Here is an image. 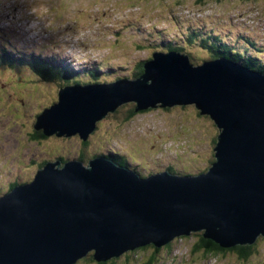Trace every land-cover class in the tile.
Wrapping results in <instances>:
<instances>
[{"label":"water","instance_id":"obj_1","mask_svg":"<svg viewBox=\"0 0 264 264\" xmlns=\"http://www.w3.org/2000/svg\"><path fill=\"white\" fill-rule=\"evenodd\" d=\"M143 66L133 80L60 87L35 129L86 141L123 103L194 104L220 129L215 161L197 174L147 177L103 155L47 161L0 196V264H75L91 251L105 262L192 231L224 248L264 235V73L225 57L193 65L177 51Z\"/></svg>","mask_w":264,"mask_h":264},{"label":"rangeland","instance_id":"obj_2","mask_svg":"<svg viewBox=\"0 0 264 264\" xmlns=\"http://www.w3.org/2000/svg\"><path fill=\"white\" fill-rule=\"evenodd\" d=\"M196 27L224 35L223 42L245 54L242 39H258L257 51L250 48L247 54L259 53L264 51V0H0V55L3 46L22 56L40 53L73 71L82 69L78 75L69 73L74 81L92 80L88 74L97 68L98 79L112 82L135 78L139 62L159 45L182 46L193 65L211 59L198 39L191 44L185 36ZM4 60L0 58V196L15 176L33 179L34 160L81 158L87 164L94 155L119 151L145 175L166 170L194 174L215 159L220 129L194 104L134 114L135 102L122 104L98 120L86 142L79 134L35 135L38 115L59 102L58 89L65 84L41 78L28 60L16 68ZM200 237L199 231L177 235L162 247L130 250L112 264H264V235L250 244L249 259L239 258L236 250L205 255L197 248ZM76 264L96 261L88 257Z\"/></svg>","mask_w":264,"mask_h":264},{"label":"trees","instance_id":"obj_3","mask_svg":"<svg viewBox=\"0 0 264 264\" xmlns=\"http://www.w3.org/2000/svg\"><path fill=\"white\" fill-rule=\"evenodd\" d=\"M199 30H200V32H203L201 29H199ZM197 36L200 37V39H199L200 42H198L199 46L207 48L208 50H210V52L213 54L212 57H217V56L221 55V56L227 57L233 61L240 62L243 65H245L251 69H254V70H257L259 72L264 73V54H263L264 51H259V53H256L253 56L252 55L251 56L246 55L245 53H242L239 49H236L235 47H232L225 42H221L223 36H221L217 33H213V31H210L206 35H203V34H198L194 29H192L191 32L188 35H186V38H187L188 42H191V44H194L198 41L196 39ZM251 41L247 40V42L249 44H252V43L255 44L254 40L251 39ZM159 47L165 48L164 45H159ZM170 48H175L177 50L185 51L182 46H172V47L169 46L168 49H170ZM30 56L31 57L22 56L21 54H18V53H12L3 46V51L1 52L0 58H5V60L1 61V63H4V65H7V66L12 67V68H16L18 64L22 65V63H26V60H28L30 67L41 78L46 79V80H56L61 84H63V82H64V84L65 83L69 84L70 81L74 82L73 79H71L72 76L69 73L72 72L73 75L74 74L78 75L79 72H81V70L73 71L72 69H70L66 65L56 64L59 62V60H56V59L54 60L56 63H54L49 58L46 60H44V59L41 60L39 54L38 55L33 54ZM258 56H261V57H258ZM150 58H151V56H150ZM147 60H149V59H146L145 61H147ZM143 64H144V61L139 62L138 65L140 68H139V71L136 72V76L139 74L141 75V73L144 71ZM90 74H92V71ZM67 84H65V85H67ZM132 110H134V108ZM131 114H134V111H132ZM131 114H129V118L133 116ZM37 132H39V131H37ZM111 152L112 153H106L105 155L109 158L114 159L119 164L129 165L128 159L125 158L124 155H121L120 153L114 152V151H111ZM199 233H200L201 237L199 238L197 248H206L205 249L206 253L210 252L212 254H215V253H219L220 251H228V250L234 249L237 251L239 258H242V259L248 258L249 259V257L251 256V253H252V249H254L252 247V245H234L228 249L222 248L215 241H213L211 239H207L204 236H202L201 232H199ZM151 245L152 244L146 245V246L141 247V248L149 247ZM135 250H137V249H135ZM88 257H90V258L92 257L94 259L93 251L89 252L85 257H82L81 259H79L78 262L82 261L83 259H87ZM114 261L115 260L112 259V261L110 260V261H106V262H99V263L97 262L96 264H112Z\"/></svg>","mask_w":264,"mask_h":264},{"label":"clouds","instance_id":"obj_4","mask_svg":"<svg viewBox=\"0 0 264 264\" xmlns=\"http://www.w3.org/2000/svg\"><path fill=\"white\" fill-rule=\"evenodd\" d=\"M190 105H191V104H190ZM155 108H157V107H155ZM149 109H154V108H149ZM202 115H205V114H202ZM206 115H207V114H206ZM96 127H97V126H96ZM95 129H96V128H95ZM35 130H36V129H35ZM37 131H39V132L42 133L41 130H36V132H37ZM94 131H95V130H94ZM94 131H93V132H94ZM42 134H43V133H42ZM35 135H39V134H35ZM43 135H44V134H43ZM39 136H41V135H39ZM44 136H45V135H44ZM44 136H43V137H44ZM89 136H90V135H89ZM216 143H217V141H216ZM216 143H215V145H216ZM96 156H99V155H94L93 157H91V159L94 158V157H96ZM214 157H215V151H214ZM62 159H63V158H62ZM74 159H77V158H74ZM78 159L81 160V158H78ZM215 159H216V158H215ZM215 159L212 160L211 165H212V163L215 161ZM67 160H70V159H67ZM67 160H64V159H63V161H67ZM82 161H83V160H82ZM211 165H210V166H211ZM210 166H209V167H210ZM209 167H208V168H209ZM208 168H207V169H208ZM207 169H206V170L203 169V170H201V172L207 171ZM168 171H169V170H168ZM169 172H170V171H169ZM155 173H157V172L149 173V175H151V174H155ZM198 173H199V172H198ZM175 174H193V173H185V172H181V173H179V172H175ZM194 174H197V173H194ZM145 177H147V176L145 175ZM193 232H198V231H192L191 233H193ZM199 232H201V234H202V236H203V231H199ZM191 233H190V234H191ZM180 236H183V235H180ZM184 236H187V235H184ZM260 236H261V235H260ZM260 236H259L258 238H260ZM167 244H170V243H167ZM217 244H218V243H217ZM148 245H150V244H148ZM152 245H153V244H152ZM218 245H219V244H218ZM238 245H239V244H238ZM246 245H250V244H246ZM142 247H144V246H142ZM220 247H221V246H220ZM139 248H141V247H139ZM222 248H224V247H222ZM228 248H231V247H228ZM228 248H226V249H228ZM133 250H135V249H133ZM202 250H203V249H202ZM233 250H234V249H233ZM129 251H130V250H129ZM129 251H127V252H129ZM228 251H230V250H228ZM127 252H125L124 254H126ZM220 252L223 253V252H226V251H220ZM236 252H237V251H236ZM124 254H122V255H124ZM204 254H205V253H204ZM209 254H212V253L208 252V253H206L205 255H209ZM122 255H121V256H122ZM237 255H238V254H237ZM119 257H120V256H119ZM119 257H115V258H112V259L115 260L116 258H119ZM238 257H239V255H238ZM80 259H81V258H80ZM112 259H110V260L112 261ZM151 259H152V257H151ZM94 260H95V259H94ZM110 260H108V261H110ZM95 261H96V260H95ZM105 262H106V261H105ZM76 263H78V261H77ZM76 263H75V264H76ZM96 263H97V261H96ZM98 263H99V262H98Z\"/></svg>","mask_w":264,"mask_h":264},{"label":"flooded vegetation","instance_id":"obj_5","mask_svg":"<svg viewBox=\"0 0 264 264\" xmlns=\"http://www.w3.org/2000/svg\"><path fill=\"white\" fill-rule=\"evenodd\" d=\"M35 134H39V135H41V136H44L41 132H36ZM48 159H45V160H41V161H39V162H36L35 160H34V162L33 163H35L36 164V167H41V166H43L44 165V163L47 161ZM37 168V169H38ZM36 169V170H37ZM25 180V178H23V177H20L19 175H17V176H15L14 177V180L13 181H10V183L7 185V187H6V192L7 191H10L15 185H17L18 183H21V182H26V181H24ZM203 249V251L205 252V249L206 248H202ZM205 254H206V252H205Z\"/></svg>","mask_w":264,"mask_h":264},{"label":"bare ground","instance_id":"obj_6","mask_svg":"<svg viewBox=\"0 0 264 264\" xmlns=\"http://www.w3.org/2000/svg\"><path fill=\"white\" fill-rule=\"evenodd\" d=\"M244 19V18H243ZM197 39V38H196ZM199 40V39H198ZM205 40V39H204ZM172 42V41H171ZM205 42V41H204ZM221 42H223V41H221ZM206 44V43H205ZM171 47V46H170ZM262 53V52H261ZM261 55V54H260ZM40 59L41 60H43V58L42 57H40ZM21 77V76H20ZM24 78V77H23ZM66 84V83H65ZM212 119V118H211ZM56 136V135H55ZM112 155V154H111Z\"/></svg>","mask_w":264,"mask_h":264}]
</instances>
